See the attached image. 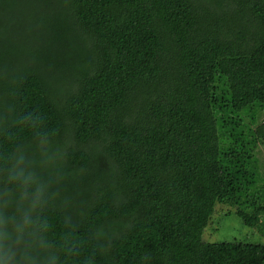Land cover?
<instances>
[{"label":"trees","instance_id":"16d2710c","mask_svg":"<svg viewBox=\"0 0 264 264\" xmlns=\"http://www.w3.org/2000/svg\"><path fill=\"white\" fill-rule=\"evenodd\" d=\"M264 0H0V264H264Z\"/></svg>","mask_w":264,"mask_h":264},{"label":"rangeland","instance_id":"374dc122","mask_svg":"<svg viewBox=\"0 0 264 264\" xmlns=\"http://www.w3.org/2000/svg\"><path fill=\"white\" fill-rule=\"evenodd\" d=\"M230 65L241 69L244 73L264 77V59L241 57L229 60ZM258 158L264 173V148L258 149ZM236 207L227 203H216L214 211L205 227L202 240L209 242L238 241L264 245V230L244 225L236 214ZM264 224V214L261 216Z\"/></svg>","mask_w":264,"mask_h":264}]
</instances>
